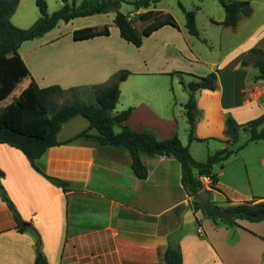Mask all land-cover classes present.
I'll return each mask as SVG.
<instances>
[{"label":"crops","instance_id":"crops-1","mask_svg":"<svg viewBox=\"0 0 264 264\" xmlns=\"http://www.w3.org/2000/svg\"><path fill=\"white\" fill-rule=\"evenodd\" d=\"M22 1L29 0H19L18 5ZM237 1H248L252 12L234 28L218 25L225 13L221 6L220 10L212 6L202 32L194 12L198 37L187 32L185 20L180 23L175 18L179 29L164 26L144 37L137 50L112 26L109 36L81 41L72 38L76 29L103 27L106 22L101 18L105 14H98L97 19L89 16L91 21L72 20L68 24H80L66 35L60 30L63 22H59L41 38L21 44L19 54L29 76L21 81L18 92L32 78L40 88H78L81 101L87 102L91 93L86 89L104 86L121 70H127L130 74L119 85L114 113L131 108L125 126L152 132L161 140L177 134L192 158L204 163L215 152L225 147L235 150L249 138L247 133L241 140L246 132L240 131L236 143H226L227 117L243 125L264 115V79L259 78L253 64L241 65L252 48L264 54V0ZM194 2L202 9L204 0ZM160 3L147 9L134 8L126 16L130 20L132 15L148 10L172 16L169 9L159 7ZM109 13L113 24L115 13ZM39 17L33 13L27 21L32 26ZM212 72L216 89L195 95L197 140L189 143L183 108L188 97L183 85L193 76ZM9 97L13 100L18 95ZM115 128L120 131L114 127V132ZM85 130L97 135L81 116L63 123L56 136L58 145L35 160L39 172L21 151L0 144V183L21 219L37 235L19 231L0 199V264H33L37 242L48 264H166L168 236L175 232H180L182 264H264V221L239 220L240 227L215 225L189 206L192 199L181 185V169L174 157L141 154L147 178L139 180L131 170L127 149L75 138ZM257 142L237 150L222 166H214L215 189L206 187L213 204L224 208L264 202V142L263 148H257L261 145ZM46 176L66 182V191Z\"/></svg>","mask_w":264,"mask_h":264},{"label":"trees","instance_id":"trees-1","mask_svg":"<svg viewBox=\"0 0 264 264\" xmlns=\"http://www.w3.org/2000/svg\"><path fill=\"white\" fill-rule=\"evenodd\" d=\"M40 17L28 29L16 27L11 22V16L16 10L19 0H0V102L6 100L15 90L17 85L29 76V71L19 54L22 43L41 38L47 32L53 30L59 22L69 23L80 17H89L98 14L114 12V26L119 31V36L127 43L136 48L141 47L143 38L150 36L153 32L164 26H171L179 29L175 19L168 13L148 10L139 14L141 21H150L141 32H138L126 15L118 9L122 0H83L80 5L75 6L74 0L69 4L68 0H60L62 7L53 12H48L46 0H34ZM162 0H135L131 4L136 10L147 9L151 4ZM223 8L224 20L218 25L234 28L241 18H248L251 15V6L248 1L217 0ZM179 8L185 15V27L187 32L198 37V30L195 22V13L186 11L178 3ZM216 23V22H214ZM109 26L101 28L85 27L72 32L75 41L87 40L100 36H109ZM253 64L259 71V78L264 79V54L259 48L249 50L241 65ZM130 73L121 70L111 78V81L104 86H91V95L87 102L80 100L81 91L78 88L64 90L53 85L40 88L30 78L18 97L4 107H0V144H7L21 151L29 161L33 169L39 172L35 166V160L51 147L58 145L56 136L63 123L75 116H81L88 121L89 129H95L97 135L88 134V130L82 131L75 138H84L100 145H118L128 150L131 157V170L139 180L147 178V169L140 160V155L174 157L181 169V185L189 198L192 199L197 193L206 190L200 181L201 177H210V189H215L217 175L213 172L215 165H220L229 159L248 143L264 142V115L238 125L231 118L225 120L224 135L226 143H236L240 131H247L250 128L249 138L237 149L225 147L211 156L204 163L196 162L187 146H183L174 134L167 139H158L155 134L149 131L137 132L124 125L129 118L132 109L114 113L119 97V85ZM187 92V102L183 105L188 126V142L197 140L194 137V128L197 122L198 113L196 109V93L201 90L214 91L216 89V75L210 73L206 76H193V80L183 85ZM71 93L73 101L57 106L55 100L58 96ZM114 127H119V132H114ZM3 173L0 171V179ZM53 184L66 191L67 183L59 179L46 176ZM210 192V190H207ZM0 199L11 212L13 220L19 231H24L29 224L21 219L13 203L0 183ZM193 210L201 211V207L189 202ZM232 218L229 223L217 218L211 219L215 225L226 227H240L239 220L258 223L264 221V202L250 201L236 205H228L221 208ZM205 215V214H204ZM180 232L168 236V245L164 253L166 264H182V255L179 246ZM33 264H48L39 250L36 243V256Z\"/></svg>","mask_w":264,"mask_h":264},{"label":"rangeland","instance_id":"rangeland-1","mask_svg":"<svg viewBox=\"0 0 264 264\" xmlns=\"http://www.w3.org/2000/svg\"><path fill=\"white\" fill-rule=\"evenodd\" d=\"M193 1L194 0H162L160 5H159V7H162L164 9H169L173 13L174 16L172 15V17L174 19L176 18L180 23H184V20H185L184 16L185 15H184L183 11L178 6V3H180L184 7L185 10L193 11V12L196 13L197 24H198V27L200 29V32H202L203 30H205V25H207V23H206V15L208 13H211L212 6L218 8L219 10H220L221 7H220L219 3L216 0H204V4H202L203 7H201L202 9H200V8H196V7H199V4L196 3V2H194V4H193ZM46 2H47V5H48L49 13H53V12L59 10L60 0H46ZM80 2H81V0H77L75 4L79 5ZM68 3L71 4L72 0H68ZM192 5H194V6H192ZM133 10H134V6L131 3L125 2V1L122 2L121 6H120V9H119V11L122 14H125V15L129 11H133ZM38 12L39 11H38V9H37V7L35 5V1L34 0L22 1L17 6V9H16V11L13 14L14 18H13L12 23L15 26L20 25V26L23 27V28H21V27L17 26L18 28L28 29L31 25L27 21V17L29 15L31 16V14H33V13L35 15L39 16ZM110 14L111 13H109L108 15L105 14L101 18L102 22L103 21L106 22L103 25H107L108 24V26H112L113 28H116L114 26V24H111V20L109 21V18L111 19V17H109ZM138 16L132 15L130 17L131 18L130 21H131L133 27L138 32H140L145 27L146 23L141 21L138 18ZM94 17H95V19H97L100 16L95 15ZM77 19L88 20V21L92 20L90 17H81V18H77ZM176 19H175V21H176ZM83 22H85V21H83ZM79 24H80V22H77V21H74V23H72V25H70L68 23L67 24L66 23H61L60 30L63 32V35H66L71 27H75V26H77ZM209 29L218 30V29H216L214 27H211V26L209 27ZM213 33H214V35H216L215 31ZM134 48H135V50H137L136 47H134ZM145 48H146V45H145ZM145 48L143 49L142 54L145 52V50H146ZM20 83L17 85V87L15 88V90L12 93V97H14V98L17 95H19V93H20V92H18L19 89H20V86H21ZM73 100H74V97H72V94L71 93H66V94H63L62 96H58L56 98L55 102H56L57 106H61L62 104H65V103L73 101ZM80 100H81V98H80ZM11 101H12L11 97H8L6 100L0 102V107H4V106L8 105L9 103H11ZM82 101H85V100H82ZM118 131H119L118 128H115V132L117 133ZM245 132L246 133H242L243 137H242L241 140H244L247 137L246 134L247 133L249 134L250 128H247V131L245 130ZM258 142L261 145H258L257 148H263L262 141H258Z\"/></svg>","mask_w":264,"mask_h":264},{"label":"water","instance_id":"water-1","mask_svg":"<svg viewBox=\"0 0 264 264\" xmlns=\"http://www.w3.org/2000/svg\"><path fill=\"white\" fill-rule=\"evenodd\" d=\"M192 201L197 203L201 207L202 211L208 219L217 218L226 223H229L232 220V218L228 216L226 211L222 210L219 206L213 204L209 200V192L205 189L193 196ZM25 231L33 236H37L35 230L29 226L25 228Z\"/></svg>","mask_w":264,"mask_h":264},{"label":"built area","instance_id":"built-area-1","mask_svg":"<svg viewBox=\"0 0 264 264\" xmlns=\"http://www.w3.org/2000/svg\"><path fill=\"white\" fill-rule=\"evenodd\" d=\"M261 89H262V91H264V86H262ZM200 181L204 184L205 188L206 187L210 188V184H211L210 177H201Z\"/></svg>","mask_w":264,"mask_h":264}]
</instances>
